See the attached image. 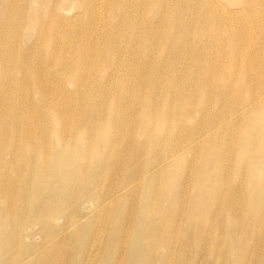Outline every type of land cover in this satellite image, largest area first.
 Masks as SVG:
<instances>
[{
  "label": "bare ground",
  "instance_id": "1",
  "mask_svg": "<svg viewBox=\"0 0 264 264\" xmlns=\"http://www.w3.org/2000/svg\"><path fill=\"white\" fill-rule=\"evenodd\" d=\"M263 213L264 0H0V264L41 229L45 264H156L201 228L264 264Z\"/></svg>",
  "mask_w": 264,
  "mask_h": 264
},
{
  "label": "rangeland",
  "instance_id": "2",
  "mask_svg": "<svg viewBox=\"0 0 264 264\" xmlns=\"http://www.w3.org/2000/svg\"><path fill=\"white\" fill-rule=\"evenodd\" d=\"M37 63H40L42 61V57H39L38 59H35ZM44 63L46 64L47 61L44 60ZM57 69H61V66H57ZM130 91H132V88H129ZM125 105H127V103H124ZM45 112H47L46 109H44ZM235 134V132L230 131V135ZM229 135V136H230ZM74 144L69 143L66 146H73ZM75 147V146H74ZM234 149L232 150H228V153L231 155H235L234 153ZM237 152V151H236ZM39 154L40 157H42L41 159H37V155ZM37 155L35 154V160H40V161H44V154H41L40 150L37 151ZM141 157L138 159L140 160ZM110 162H115L116 159L112 157L109 158ZM46 163L48 164L49 162L46 161ZM95 163V162H94ZM52 164V163H51ZM115 164H111L110 165V170H115ZM103 168H105V166H103ZM110 177V176H109ZM109 177H107L106 179H102L99 180L100 184H105V185H112L113 180H110ZM116 177V176H114ZM240 184L239 181H235L233 182V185H237ZM99 192V191H98ZM23 200L24 201H29L28 196H23ZM79 203L77 202V200H73L72 202H68L67 204H65V209L64 211L67 213H81L85 214L84 218L85 219H89L92 216V212L93 211H79L76 210L79 207ZM76 210V211H75ZM95 221V222H99V215L94 216L89 222L91 221ZM80 222H83V219L80 220ZM212 222L216 225L218 233L221 235L226 236V233H224V215H219V211H217V213L215 211H213V216H212ZM262 222L264 223V213L262 216ZM65 220L64 219H59L56 221V223H51L53 224L52 227H56L57 228V234H58V228L62 227L64 229V224H65ZM88 223V222H87ZM65 230V229H64ZM263 230V226L262 227H258L257 229H253V230H248L246 228V226H243L241 228V236L236 239L235 235L233 236L236 240H242V239H250L253 235L257 234L258 232H262ZM86 230L84 231H75L76 236H71L67 234H63L60 235L59 238V243L61 244H67V243H76L77 239H80L82 237V235L84 234ZM44 230L41 229V231H39V234L37 235V238L35 239V244L40 243L41 248L40 250H38L35 253V257L32 256V259L27 261V264H45V261H41L40 260V252L43 250L42 245L43 242L45 240L43 233ZM78 233V234H77ZM175 243L172 246L169 254L166 256V258L163 261H157L156 264L159 262L160 264H181L182 263V259H184V257H187V259H191V261H188V264H223L222 260L219 259V257H226L228 254H230V252L237 258H239V260H243V262L241 264H248L251 261V264L254 263V261L256 260L257 257H260V255H258L257 253V247L255 246L254 243H250L249 245H247V247L245 248L244 251V255H242L243 257H240L239 252L236 249H230L228 246L224 245L222 243V239H220V241H217L216 244L212 241L208 242L207 239H211L210 236V231L206 228H201V230L198 232V237L204 242V247L202 249L201 252H199L198 250L195 251V246H196V236H188L187 235V231L186 229L183 232H180L179 230L175 231ZM263 238H264V233H263ZM209 248H212L213 251L215 252L214 255H208L207 251ZM34 254V253H33ZM32 254V255H33ZM57 261L60 264H69V256L68 255H63L60 254V256H58ZM174 260H176L178 263L173 262ZM20 261L19 258L16 259V262ZM31 261V262H30ZM94 261L92 260V263ZM91 263V264H92Z\"/></svg>",
  "mask_w": 264,
  "mask_h": 264
}]
</instances>
